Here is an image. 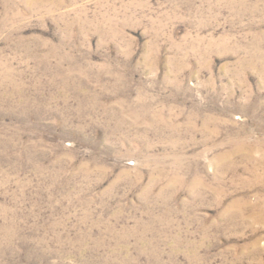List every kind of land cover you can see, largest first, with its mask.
<instances>
[{"label": "rangeland", "instance_id": "rangeland-1", "mask_svg": "<svg viewBox=\"0 0 264 264\" xmlns=\"http://www.w3.org/2000/svg\"><path fill=\"white\" fill-rule=\"evenodd\" d=\"M0 264H264V0H0Z\"/></svg>", "mask_w": 264, "mask_h": 264}]
</instances>
